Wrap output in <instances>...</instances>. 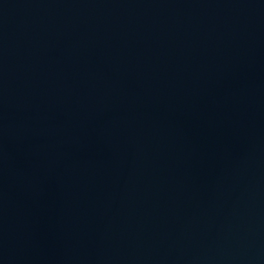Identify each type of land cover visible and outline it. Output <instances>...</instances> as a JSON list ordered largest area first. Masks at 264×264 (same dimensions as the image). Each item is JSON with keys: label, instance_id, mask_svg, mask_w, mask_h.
<instances>
[{"label": "water", "instance_id": "obj_1", "mask_svg": "<svg viewBox=\"0 0 264 264\" xmlns=\"http://www.w3.org/2000/svg\"><path fill=\"white\" fill-rule=\"evenodd\" d=\"M0 264H264V0H0Z\"/></svg>", "mask_w": 264, "mask_h": 264}]
</instances>
